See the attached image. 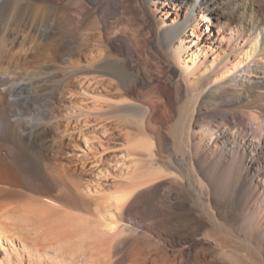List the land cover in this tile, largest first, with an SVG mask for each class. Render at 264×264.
Listing matches in <instances>:
<instances>
[{
    "label": "bare ground",
    "instance_id": "1",
    "mask_svg": "<svg viewBox=\"0 0 264 264\" xmlns=\"http://www.w3.org/2000/svg\"><path fill=\"white\" fill-rule=\"evenodd\" d=\"M116 1L0 0V264H264V14Z\"/></svg>",
    "mask_w": 264,
    "mask_h": 264
},
{
    "label": "rangeland",
    "instance_id": "2",
    "mask_svg": "<svg viewBox=\"0 0 264 264\" xmlns=\"http://www.w3.org/2000/svg\"><path fill=\"white\" fill-rule=\"evenodd\" d=\"M135 2L137 3V0H130V1L129 0H122V4H121V2L117 3V1H116L115 6H114V14L115 15L117 14L116 17L123 14L124 13V11H123L124 7L121 9V7H122L121 5H124L126 7V11L124 13L125 16H126V14H127V16H131L132 20H134L136 22V25H138L139 23H142V24H140V26L142 25V27H144V29L146 30L147 26H143V21H145L149 26L148 17H147V15L143 14V12L140 10L139 6H137V4ZM198 2H199V0H197L196 3L194 2L195 5L198 4ZM236 2L238 3V6L234 10L235 12H240L241 9H243V7H244L245 12L251 11L252 13L258 15L260 18H263L262 15L264 14V0H236ZM189 3L191 4V1H189ZM243 4H244V6H243ZM129 9H131V10H129ZM261 9H262V11H261ZM142 32H144L143 29H142ZM151 36L152 35L150 33V38H152ZM121 40L122 39L113 38V39H110L108 42L111 44L112 47L120 48L122 43H124V41L123 40L121 41ZM154 43H155L154 40H150V41L146 42V47L149 49V50H147V53L149 54V58H150L148 61H146V63L144 62L143 58H137V57H132L133 59L130 57L128 59V62L134 63V65L138 64L137 66H139V68L141 69V76L140 77H141V86L143 85L142 86L143 91L146 90V88H148L149 86L157 84L161 87H164L165 91L163 90L162 94H164V97L166 98V100H167V95H169L170 98L172 99L173 98L172 97L173 92H174L173 91L174 82H172V81L170 83L167 82L164 79V77H161L156 73V71L154 70V68L152 66V63H155L156 61H158V58L156 56V54H157L156 52H158V55H160V57H161V54H159L160 51L155 47ZM160 62H161V59H160ZM142 68H144V69H142ZM161 68L165 71V73H170V70L168 69L166 64L163 62H161ZM159 90H161V88ZM116 141L121 143V140H116ZM4 187L6 189H9L8 185H6ZM11 189H12V187H11ZM226 218H227L226 221H231L230 223H232V226L234 227V228L232 227L233 230L236 233L241 234V232H240L241 228L239 227V225L241 223L240 219L236 218V217L231 218V216H228Z\"/></svg>",
    "mask_w": 264,
    "mask_h": 264
}]
</instances>
